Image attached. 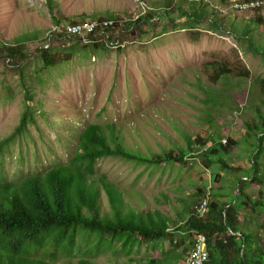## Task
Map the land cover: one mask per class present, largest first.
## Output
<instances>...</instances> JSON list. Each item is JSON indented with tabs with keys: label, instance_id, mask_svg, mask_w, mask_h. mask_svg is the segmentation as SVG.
Instances as JSON below:
<instances>
[{
	"label": "trees",
	"instance_id": "1",
	"mask_svg": "<svg viewBox=\"0 0 264 264\" xmlns=\"http://www.w3.org/2000/svg\"><path fill=\"white\" fill-rule=\"evenodd\" d=\"M46 1L54 13L59 0ZM229 1L223 0V3L228 5ZM64 16L62 11L55 14V24L63 32L77 22L64 20ZM145 18L155 20L153 14ZM145 18L137 24L121 26L119 19L108 29L112 36L97 32L98 35L78 36L72 42L62 41L61 36L67 32L56 30L45 38L50 46L39 43L35 52H28L26 43L39 41V32H24L15 41L0 40V61L21 77L27 97L32 99L28 78L47 84L46 75L59 67L62 59L70 60L73 54L74 58L80 54L101 55L114 47L117 32L133 29L132 35L138 34V27ZM257 24L264 25V20H257ZM152 28L158 30L160 26L156 22ZM233 54V58L223 56L191 68L194 77L185 75L187 83L201 89L205 96L193 91L181 94L168 90L173 102L154 105L159 108L154 113L150 110L153 106L143 109L146 117L132 127L128 123L140 111L127 121L94 123L85 117L87 127L67 137L75 146L67 162L29 175L21 182H10L2 177L0 264H60V260L61 264H98L94 259L101 254L113 257L108 264H141L142 261L181 264L194 249L200 234L207 238L210 253L207 264H250L251 236L247 233L237 236L230 233V229L236 233L242 231L241 209L252 213L260 209L264 213V111L257 107L258 115L246 120L245 131L231 130L224 120L219 123V118L225 114L235 117L243 112L233 92L232 79L253 78L239 53ZM30 67V74H26L25 69ZM256 84L264 95V77L256 80ZM178 87L187 90L181 84ZM190 98H196L197 104ZM70 108L71 112L84 117L79 105ZM71 119L77 120V117ZM35 121L34 114L28 111L17 130L0 142L3 172L5 154L20 136L29 132L31 122ZM222 124L227 125L228 130L224 131ZM224 138H227L226 144ZM246 140L256 148L251 159L240 165L230 157L233 149ZM108 158L138 164L186 166V177L197 191L189 196L158 194L154 198L159 207H152L142 191L129 190L98 170L97 164ZM213 168L218 172L214 174L212 188L208 189L210 182L203 173ZM193 174L201 175V179L195 180ZM226 184L234 186L238 194L232 193L229 202H222L212 192L225 188ZM256 184L259 189L254 198L249 188ZM207 198L208 212L201 216L198 207ZM167 242L171 249L164 251L162 247H166ZM160 249L164 252L163 258L150 256ZM123 257L126 260L122 262Z\"/></svg>",
	"mask_w": 264,
	"mask_h": 264
},
{
	"label": "rangeland",
	"instance_id": "2",
	"mask_svg": "<svg viewBox=\"0 0 264 264\" xmlns=\"http://www.w3.org/2000/svg\"><path fill=\"white\" fill-rule=\"evenodd\" d=\"M222 5L223 0H59L52 13L46 0H0V40L15 41L24 32H39V41L26 43L28 52H35L38 44L45 41L48 32L56 26L55 14L60 11L69 22L121 19L119 26L137 24L149 12L155 16L154 21L145 18L136 35L123 31L121 47L114 46L93 57L89 53L74 58L73 54L70 60L62 59L60 66L46 75L45 85L28 78L32 99H28L21 77L0 61V142L17 130L28 111L36 118L29 132L20 136L5 154V171L0 169V179L5 176L10 182H21L29 175L67 162L75 147L67 137L86 128L87 119L94 123L127 121L140 111L129 121L128 126L132 127L146 117L143 109L153 106L150 110L154 113L159 111L154 105L173 102L168 90L181 94L193 91L205 96L201 89L187 83L185 75L194 77L191 68L223 56L233 58L234 52H238L251 69L253 78L232 79L233 92L243 112L235 117L225 114L219 118V123L224 120L231 130L245 131L246 120L258 115L257 107L264 111V95L256 84V80L264 77V25L256 21L264 19V12L224 16L220 12L225 8ZM154 22L159 24L158 30H153ZM148 30L150 34L146 33ZM227 30L231 33L226 34ZM119 34L117 32V36ZM30 70L32 67L25 69L26 74H30ZM180 84L187 90L178 87ZM190 99L197 104L196 98ZM73 105H79L84 117L71 112ZM74 115L77 120L71 119L76 118ZM227 125L222 124L224 131L228 130ZM251 141L235 147L230 159L240 165L250 160L256 148ZM97 168L123 187L142 191L152 207L157 205L154 197L158 194L189 196L197 191L186 177L187 167L179 164L148 165L108 158L101 160ZM216 172V168L204 170L203 177L210 182L208 189L212 188ZM193 178L200 180L201 175L193 174ZM232 187L226 184L225 188L212 193L222 202H229L232 193H237ZM257 191V184L249 188L251 195H257ZM104 203L109 209L106 199ZM240 221L245 233L258 236L250 251L252 255L248 254L250 264H256L255 261L264 264V255H253L261 251L257 249L258 244L264 253V231L260 228L264 225V214L259 209L254 213L241 209ZM165 246L164 251L171 249L170 242ZM163 250L152 252L150 256L163 258ZM112 258L101 254L94 260L108 264ZM124 260L123 257L122 262Z\"/></svg>",
	"mask_w": 264,
	"mask_h": 264
},
{
	"label": "clouds",
	"instance_id": "3",
	"mask_svg": "<svg viewBox=\"0 0 264 264\" xmlns=\"http://www.w3.org/2000/svg\"><path fill=\"white\" fill-rule=\"evenodd\" d=\"M251 4H259V6H256L254 8H249L247 10H241V9H237L236 8V6H244V5H251ZM222 6H224L225 8L224 9H220V12L224 16H231L232 14H236L238 16H245L246 14H253V13H258L259 14V12H264V0H230L228 5L224 4ZM149 14H151V13L149 12L147 15H149ZM260 19L261 18H258L257 20L259 21ZM261 20H264V19H261ZM86 23L96 24L95 30H84L82 33H76L73 30L74 27H77V26H80V25H85ZM115 23H116V21H112V20H107V21H104V22L82 21V22L74 24V26L70 27L69 30H65L64 32L61 31L62 29L59 26H55V27L52 28V30H50L48 32L47 36L51 37L53 31H56V30H58L60 33H66L67 32L66 34H63L61 36L62 41H65V42H72L73 40L77 39L78 36L87 37L91 33H96L97 35H98V33L99 34L101 33L103 35L107 33L108 36H110V35L112 36L111 31H108V29L110 27H112L113 25H115ZM154 23H156V22H154ZM133 31L134 30L132 29L130 31V33H133ZM121 33L122 32H120V34L117 36L118 43H116V39H115L114 46H117V45H119L118 47L122 46L123 42H122V39H121ZM230 33H231L230 30H227L226 34H230ZM116 35H117V33H116ZM43 45L45 47H48V46H50V42L47 41ZM182 68L185 69V67H182ZM182 68H180V70ZM223 143L226 144L227 143V139H225V140L223 139ZM0 180H2V179H0ZM7 181H8V179H7ZM258 189H259V186H258ZM236 191H237V194H238V190H236ZM253 196L255 198V195H253ZM208 207H209V198L203 200L201 202V206L198 207V211L201 214V216H205L207 214ZM260 212L262 213L261 210H260ZM260 228L263 229L262 231H264V225H262ZM243 229L244 228L242 227V231L241 232H237V233L233 232L230 229V233H232L234 235H237V236H242V234L245 233ZM248 235L251 236L250 234H248ZM257 237L258 236H255V237L251 236V245H250V247L253 248L254 241H256L255 239ZM252 248H250L249 251H248L249 255H252V253H250ZM257 249H260L262 252L259 251V252H257L256 254H253V255H264L263 249H261L259 244H258ZM209 261H210V253H209V249H208L207 238H206V236L200 234V235L197 236V239L195 241L194 249L185 258H183L181 264H198L199 262H201V264H207Z\"/></svg>",
	"mask_w": 264,
	"mask_h": 264
},
{
	"label": "built area",
	"instance_id": "4",
	"mask_svg": "<svg viewBox=\"0 0 264 264\" xmlns=\"http://www.w3.org/2000/svg\"><path fill=\"white\" fill-rule=\"evenodd\" d=\"M256 6H259V4L236 6V8L241 9V10H247L249 8H254ZM95 28H96V24L86 23L85 25H80V26L74 27L73 30L76 33H82L84 30H95ZM198 264H201V262H199Z\"/></svg>",
	"mask_w": 264,
	"mask_h": 264
}]
</instances>
